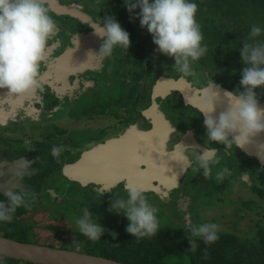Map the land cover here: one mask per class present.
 <instances>
[{
	"label": "flooded vegetation",
	"instance_id": "obj_1",
	"mask_svg": "<svg viewBox=\"0 0 264 264\" xmlns=\"http://www.w3.org/2000/svg\"><path fill=\"white\" fill-rule=\"evenodd\" d=\"M46 1L59 31L40 68L41 88L23 96L0 89V201L8 190L26 189L37 199L30 210L18 208L12 222H0V229L14 226L26 243L35 236L44 246L118 255L133 242L143 243L126 231L125 215L108 211L115 197L127 198L128 184L143 188L158 208L155 236L189 244V224L217 223L219 239H198L197 246L220 248L227 264H264V162L235 146L225 151L208 142L203 114L185 97L208 78L230 92L243 91L241 55L231 67L223 60L215 64V54L207 52L192 65L195 77H181L174 59L157 52L149 33L134 25L124 0ZM93 2L95 8L88 5ZM108 16L129 33L131 46L98 61L90 55L102 44L94 29ZM247 36L235 35L234 44ZM161 78L185 83L154 100ZM256 91L264 104V89ZM53 145L64 147L59 157H53ZM204 147L219 161L210 165L207 179L194 162H183L184 155L195 161ZM224 167L231 174L217 181ZM85 206L102 227L117 233L115 239L107 231L98 241L79 233L73 215Z\"/></svg>",
	"mask_w": 264,
	"mask_h": 264
},
{
	"label": "clouds",
	"instance_id": "obj_2",
	"mask_svg": "<svg viewBox=\"0 0 264 264\" xmlns=\"http://www.w3.org/2000/svg\"><path fill=\"white\" fill-rule=\"evenodd\" d=\"M124 7L133 19H138L157 46L156 51L170 58L173 68L181 77H195L193 63L208 52L207 44L197 21L198 5L192 0H124ZM138 10V13H137ZM59 31L57 21L50 15L46 0H0V89L8 90L11 95H29L41 88L40 68L47 59L49 41ZM102 39L98 53L90 54L98 61L110 58L119 47L129 49L131 40L114 16L94 29ZM261 27L253 25L249 36L243 41L240 55L246 65L241 70L240 84L243 91L227 92L228 106L216 115L222 88L212 78L200 88L189 104L204 116L207 141L224 145L229 151L235 146L243 149L254 138L264 134V107L256 89H264V41L256 38L262 34ZM180 147H186L184 144ZM204 151L193 161L183 156L184 165L195 163L202 169L207 179L212 172L210 165L219 163L212 152ZM64 151L62 145H53V157ZM227 167L216 172V180L223 181L230 175ZM111 190L105 189L103 192ZM127 198L115 197L110 201L109 212L123 214L130 222L126 231L135 238L155 236L161 227L158 208L152 205L143 188L125 184ZM5 200L0 201V222H12L17 209L30 210L35 204L37 193L34 190L3 193ZM81 215L75 217L78 231L91 241H98L107 231L113 239L117 233L101 226L90 211L89 206L81 208ZM186 237L190 251L195 252L197 240L212 244L219 239L220 225L217 223L189 224Z\"/></svg>",
	"mask_w": 264,
	"mask_h": 264
},
{
	"label": "trees",
	"instance_id": "obj_3",
	"mask_svg": "<svg viewBox=\"0 0 264 264\" xmlns=\"http://www.w3.org/2000/svg\"><path fill=\"white\" fill-rule=\"evenodd\" d=\"M192 2L198 5L197 21L204 36L203 43L207 44L208 53L215 54L213 58L215 64L223 60L232 67L233 59L239 56L243 47V44H234L235 35L242 32L249 35L253 25L264 30V0H192ZM263 33L264 31L260 37L264 40ZM0 235L27 242L24 238H18L20 234L14 226L3 227L0 229ZM134 244L135 242L123 248L118 255L99 256L126 264H175L176 260V264H182L180 260L183 259L187 264H227L220 248H206L198 244L196 251L192 252L189 244L170 241L167 236L145 237L139 246ZM134 246L136 249H132ZM0 264L31 263L0 256Z\"/></svg>",
	"mask_w": 264,
	"mask_h": 264
},
{
	"label": "water",
	"instance_id": "obj_4",
	"mask_svg": "<svg viewBox=\"0 0 264 264\" xmlns=\"http://www.w3.org/2000/svg\"><path fill=\"white\" fill-rule=\"evenodd\" d=\"M48 2L46 1V3L51 6V4ZM67 12L69 14L71 13L69 10H67ZM80 16L82 20H85L87 17L83 14H81ZM184 83V81L180 82L173 79L161 78L160 82H158V86L156 87L154 100L160 96L165 97V95L172 89L182 90L180 88ZM221 88V98L218 101L216 115H218L220 111L224 110L228 106L227 97H225L223 93L225 91H230L226 88ZM189 89V93H185L187 103H189L190 101L194 102L193 97L199 90V88L197 87H191ZM153 106L154 109H152V111H156L155 108H157L158 105L155 101L153 103ZM261 106L264 107V104H261ZM2 113L3 112L0 110V114ZM162 114L163 113L161 111H158L157 109L156 116L158 117V119L160 117L163 119ZM243 150L250 155L256 156L258 159L264 162V134H261L260 136L254 138L253 142L243 148ZM0 256L31 264H126L101 256L90 255L68 249L49 247L40 244L20 242L5 238L3 236H0Z\"/></svg>",
	"mask_w": 264,
	"mask_h": 264
},
{
	"label": "rangeland",
	"instance_id": "obj_5",
	"mask_svg": "<svg viewBox=\"0 0 264 264\" xmlns=\"http://www.w3.org/2000/svg\"><path fill=\"white\" fill-rule=\"evenodd\" d=\"M88 5H91L93 8H95L96 6H97V4L96 3H89ZM138 13V12H137ZM134 25L136 26V25H140V23H138V19L134 22ZM143 33H145V34H147V33H149L146 29H143V31H142ZM149 38H151L152 40H153V38H152V35L149 33ZM69 215L71 216L72 215V212L71 211H69ZM75 217H76V215L74 214L73 215V220H75ZM115 231H117V232H119L120 230H115ZM176 236H181L179 233H177V235ZM29 242H31V243H33V244H38V243H40V241L38 240V238H36L35 236H32V237H30V239L28 240ZM65 248V247H64ZM96 256V255H95ZM177 261V260H176ZM176 261H174V263L176 262ZM180 262H182V260H180ZM177 263V262H176Z\"/></svg>",
	"mask_w": 264,
	"mask_h": 264
}]
</instances>
